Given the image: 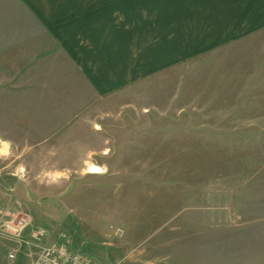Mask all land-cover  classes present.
I'll return each instance as SVG.
<instances>
[{"label": "rangeland", "instance_id": "obj_1", "mask_svg": "<svg viewBox=\"0 0 264 264\" xmlns=\"http://www.w3.org/2000/svg\"><path fill=\"white\" fill-rule=\"evenodd\" d=\"M101 1L114 30L132 0ZM192 2L140 10L156 69L139 35V79L104 96L0 47V264L31 263L23 218L97 264H264V31L196 47Z\"/></svg>", "mask_w": 264, "mask_h": 264}, {"label": "crops", "instance_id": "obj_2", "mask_svg": "<svg viewBox=\"0 0 264 264\" xmlns=\"http://www.w3.org/2000/svg\"><path fill=\"white\" fill-rule=\"evenodd\" d=\"M11 1V5H5L6 9L0 12V31L3 32L0 47L7 49L1 58L10 57L11 51L18 63L42 65L45 72L70 74L76 71L94 93L103 96L111 89L139 79L140 51L136 41L140 35L137 34L140 31V10H145L143 16L150 15L155 9V0H132L124 14V7L116 6L120 20H115L114 30L108 25L111 8L101 0ZM193 2L197 14L205 16L203 26L198 25V19L195 24L196 47L220 46L264 31V0ZM166 5L164 2V9ZM143 30L147 31L148 27L143 25ZM140 37L148 41L149 50L154 49L152 62L147 57V62L152 64L147 70L152 72L157 64L155 47L149 46L148 34ZM164 62L163 59L159 64Z\"/></svg>", "mask_w": 264, "mask_h": 264}, {"label": "built area", "instance_id": "obj_3", "mask_svg": "<svg viewBox=\"0 0 264 264\" xmlns=\"http://www.w3.org/2000/svg\"><path fill=\"white\" fill-rule=\"evenodd\" d=\"M29 222L20 219L15 225L8 226L9 235L16 241V248L12 249L8 258L15 261L18 254L24 249L30 264H97V262L76 250L72 237L67 233L60 235L59 241L43 244L41 235L26 234Z\"/></svg>", "mask_w": 264, "mask_h": 264}, {"label": "bare ground", "instance_id": "obj_4", "mask_svg": "<svg viewBox=\"0 0 264 264\" xmlns=\"http://www.w3.org/2000/svg\"><path fill=\"white\" fill-rule=\"evenodd\" d=\"M101 171L102 170H101L100 167L95 166V167L91 168L90 173H92V174H99V173H101Z\"/></svg>", "mask_w": 264, "mask_h": 264}]
</instances>
